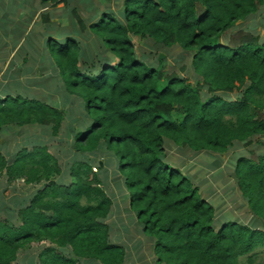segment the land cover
I'll return each mask as SVG.
<instances>
[{
    "label": "trees",
    "instance_id": "obj_1",
    "mask_svg": "<svg viewBox=\"0 0 264 264\" xmlns=\"http://www.w3.org/2000/svg\"><path fill=\"white\" fill-rule=\"evenodd\" d=\"M68 1L39 0L45 9L40 23L52 25L60 12L55 6L65 8ZM107 2L114 7H105ZM98 3L102 10L91 0L82 12L71 10V27L78 25L89 38L78 41L66 30L43 38L47 53L37 73L53 69L50 82L83 102L87 122L74 144L93 156L109 153L123 187L118 177L119 195L113 197L101 180L103 171L89 162L67 174L42 146L22 148L11 163L0 153V175L40 183L18 208L19 225L0 220V264H11L18 250L42 241L49 247L39 264H125L127 245L111 238L105 220L118 203L135 215L136 233L157 264H239L244 255L242 264H254L255 249L264 248V153L234 162L236 184L254 218L249 225L226 219L208 204L169 150L196 157L218 156L235 144L264 147V34L255 28L228 33L262 10L264 0ZM4 6L11 15L23 7L15 0ZM11 19L4 13L1 21ZM138 43L167 52L179 47L189 63L183 74L169 72L163 55L137 54ZM62 120L57 109L19 93L0 97V129L34 123L55 132Z\"/></svg>",
    "mask_w": 264,
    "mask_h": 264
},
{
    "label": "rangeland",
    "instance_id": "obj_2",
    "mask_svg": "<svg viewBox=\"0 0 264 264\" xmlns=\"http://www.w3.org/2000/svg\"><path fill=\"white\" fill-rule=\"evenodd\" d=\"M7 1L0 0V97L3 99L8 95L19 93L25 98L57 109L63 115V120L55 132L51 126H37L34 123L0 129L1 155L11 163L22 148L31 151L34 147L42 146L45 147L46 153L56 159L60 170L66 171L67 174L77 163H92L94 171H103L104 178L100 177V179H104L105 188L113 193V197L118 198V177L119 186L122 188L123 176L117 174V165H110L111 155L100 152L93 156L79 151L74 144L76 132L87 122L83 102L77 96L65 92L61 86L58 88L56 82H50L54 80L53 69L45 70L39 76L37 73L40 66L39 59L47 53L41 44L48 33L59 36V33L66 30L71 32L78 41L86 38L87 33L80 32L78 25L71 27L74 21L71 10L76 7L79 13L82 12V4L85 0H69L65 8L62 4L55 6L54 10L60 12L51 20L52 25L40 23L39 14L45 9L39 0H25V2L15 0L23 7L16 8L12 15L10 9L4 6ZM91 2L99 9H103L98 0H91ZM105 7L113 8L114 5L107 2ZM196 10L198 13L200 7L197 6ZM4 13L12 17V22L1 21ZM254 28L264 34V8L252 18L237 22V26L230 29L228 33L238 29ZM139 44L135 47L137 54L143 52L148 59H150V53L151 57L153 54L155 57L163 55L164 69L169 72L183 74L182 66L189 63L179 47L175 46L167 52L162 49L152 50L151 44L145 46ZM50 64L53 65L52 62ZM29 66H32V70L27 72L26 67L28 69ZM175 152L174 149L169 150V154H175L178 162L182 163L181 170L187 172L192 178L201 196L208 204L213 205L217 212L226 219H237L244 224L250 225L254 222L246 199L236 184V175L233 170L234 162L240 156L251 159L262 156L263 145L235 144L227 153L218 156L202 153L196 157L189 155L181 157ZM58 184L61 185V183ZM39 187L40 183L26 185L21 178L8 181L4 173L0 175V220L7 225L17 221L19 225L21 221L18 220V208L24 203L27 205ZM117 209H114L105 220L111 229V238L120 245H127L129 258L125 264H157L148 242L142 235L136 233V223L133 220L135 215L119 209V203ZM219 216L214 218L215 221H218ZM48 247L49 244L45 241L33 242L25 249L18 250L16 259L11 264H39L40 253ZM254 253V264L264 263V248L255 249ZM238 261L239 264H242V261L245 263V255L239 256Z\"/></svg>",
    "mask_w": 264,
    "mask_h": 264
}]
</instances>
